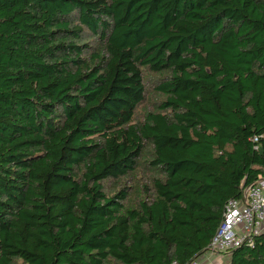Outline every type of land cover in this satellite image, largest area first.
Returning a JSON list of instances; mask_svg holds the SVG:
<instances>
[{
    "label": "trees",
    "instance_id": "1",
    "mask_svg": "<svg viewBox=\"0 0 264 264\" xmlns=\"http://www.w3.org/2000/svg\"><path fill=\"white\" fill-rule=\"evenodd\" d=\"M262 176L264 0H0V264L189 263ZM227 253L264 264V231Z\"/></svg>",
    "mask_w": 264,
    "mask_h": 264
},
{
    "label": "built area",
    "instance_id": "2",
    "mask_svg": "<svg viewBox=\"0 0 264 264\" xmlns=\"http://www.w3.org/2000/svg\"><path fill=\"white\" fill-rule=\"evenodd\" d=\"M256 136L253 141H257ZM264 231V176L243 187L239 197L229 199L223 217L206 252L227 253L242 245L254 246L255 237ZM200 264L199 259L189 263Z\"/></svg>",
    "mask_w": 264,
    "mask_h": 264
},
{
    "label": "rangeland",
    "instance_id": "3",
    "mask_svg": "<svg viewBox=\"0 0 264 264\" xmlns=\"http://www.w3.org/2000/svg\"><path fill=\"white\" fill-rule=\"evenodd\" d=\"M95 45L94 41L92 42ZM164 74L153 72L149 69L144 70L145 94L144 99L137 105L135 119L141 121L145 113L154 111L155 107L164 100L165 96L155 89L163 78ZM150 149L147 148L143 156L138 160L136 169L128 172L125 176L118 179H106L104 182L105 192L112 195L119 190H124L127 195L124 201V208L132 207L142 200L151 191L152 177L158 175L157 170L148 165Z\"/></svg>",
    "mask_w": 264,
    "mask_h": 264
},
{
    "label": "crops",
    "instance_id": "4",
    "mask_svg": "<svg viewBox=\"0 0 264 264\" xmlns=\"http://www.w3.org/2000/svg\"><path fill=\"white\" fill-rule=\"evenodd\" d=\"M200 264H231L229 253L204 252L199 257Z\"/></svg>",
    "mask_w": 264,
    "mask_h": 264
}]
</instances>
